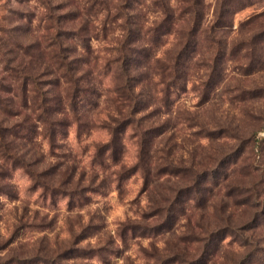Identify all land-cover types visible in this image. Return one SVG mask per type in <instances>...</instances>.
<instances>
[{
  "label": "trees",
  "instance_id": "1",
  "mask_svg": "<svg viewBox=\"0 0 264 264\" xmlns=\"http://www.w3.org/2000/svg\"><path fill=\"white\" fill-rule=\"evenodd\" d=\"M110 1L115 4L112 6ZM144 1L151 2L155 15L147 22L135 13ZM173 1L83 0L81 6L84 5L91 18L103 16L104 26L111 19L117 23L115 30L112 25L118 31L112 40V52L102 61L89 56L93 36L88 37L84 30L73 26L79 14L75 2L70 3L75 9L70 8L69 15H64L70 16L68 29L64 28L60 15L54 17V24L49 26L53 32L45 41L47 51H41L40 41L29 43L17 31L12 33L13 28L8 32L10 38H0V183L3 184L0 195L6 193L4 182L10 179L12 171L20 169L31 178V190H42L40 197L51 205H56L61 197L67 199L69 206L84 205L87 195L99 192L112 180L108 181L106 176L97 180L99 185H83L79 177L69 188L67 184L76 178L78 164L69 161L68 178L56 181L55 172L63 162L58 159L42 167L45 159L37 155V148L43 149L45 143L50 149L55 148L58 137L67 135L73 127L80 137L83 127L104 129L108 135L106 141L91 144L94 151L90 156L93 173L90 181L108 173L115 177L120 188L126 179L140 174L142 193L147 192L150 198L149 212L142 214L141 219L120 225L123 238L137 231L145 235H175V227L184 219L179 241L194 245L195 252L188 258L184 250H172L165 264H208L219 256L229 238L237 243L239 256L235 264H264L261 232L264 166L256 164L254 153L259 141L264 144V138H258L264 130V116L247 112L262 125L248 133L228 123L216 131L206 130L209 138L223 139V145L215 148V153L207 154L205 160L176 165L170 153L162 155L161 137L166 130L156 120L161 110L148 112L149 97L141 86L146 82L150 95L171 107L173 96L186 88L194 54L199 47L208 45L211 56L209 60L203 59L209 72L208 81L194 86L198 87L196 92L201 93L203 102H208L219 86L225 62H237L236 55L247 51L249 56H245L250 62L245 75L258 69L262 59L256 53L264 43V19L260 28H251L249 39L234 46L228 55L223 45L224 30L232 26V14L238 7L243 9L246 0H218L211 21L204 20L202 0H185L182 5ZM253 17L255 20L261 15ZM80 18L84 20V15ZM167 41L172 43V51H160ZM235 90L239 92L235 96L238 101L264 98V87ZM103 103L104 107L99 109ZM88 106L96 117L85 123L82 113ZM127 140H133L137 147L136 161L131 165L124 162ZM248 148L251 149L247 154ZM244 154H247L245 158ZM238 166L243 169L241 178ZM173 179L177 181L171 183ZM153 186L160 196L151 192ZM221 192L226 200L220 196ZM215 198L222 203H217ZM190 203H197V208H215L219 220L207 222L202 216L197 218V212H186ZM234 205L244 211L237 218V212H232ZM73 251L85 257L98 252L88 247ZM65 253L70 255L72 250ZM50 259L53 264H60L57 259Z\"/></svg>",
  "mask_w": 264,
  "mask_h": 264
},
{
  "label": "rangeland",
  "instance_id": "2",
  "mask_svg": "<svg viewBox=\"0 0 264 264\" xmlns=\"http://www.w3.org/2000/svg\"><path fill=\"white\" fill-rule=\"evenodd\" d=\"M186 1L174 0L173 2L182 5ZM202 1L204 20L211 21L218 0ZM71 2L79 5L76 8L79 13L78 18L74 20L73 26L79 31L84 30L88 37L93 36L94 39L90 41L89 56L91 59L96 57L102 61L112 52L114 46L112 40L118 33L114 31L118 28L117 23L111 19L104 26L103 16L99 19L91 18L84 5L81 6L83 0H0V38H10L8 32L13 28L12 33L16 34L15 31H17L25 36L29 43L40 41L41 51H47L45 41L50 39L53 32L49 26L54 24V17L60 15L64 28L68 29L70 16L64 15H69L70 8L75 9L70 5ZM110 2L112 6L115 4L114 1ZM245 2L243 9L238 7L236 11L234 10L231 18L232 26L224 30L223 45L226 46L224 50L228 55L234 46L248 40L250 29H259L260 22L264 19V0H246ZM153 10L151 2L144 1L142 5L137 6L135 13L140 20L147 22L148 19H154ZM81 14L84 15V20L80 18ZM254 15H261V17L253 20ZM171 44L167 41L160 51H172ZM259 46L262 48L257 51L256 57H260L262 61L258 69L253 74L245 75L250 62V58L245 56V54L249 56L247 51L236 55L237 62H225L222 66L225 69L218 82L219 86L211 94L210 100L205 103L201 93L196 92L198 87L194 86L208 81V68L203 65L204 57H208L209 60L211 56L212 51L207 50L208 45L199 47L194 54L186 88L173 96L171 107L162 103L157 96L152 97L146 88V82L141 85L145 87V96L149 97L148 112L156 108L161 110L156 120L166 130L161 137V148L164 150L162 155L170 153V158L176 165L196 163L205 160L207 154L215 153L214 149L221 147L224 143L223 139L209 138L206 130L216 131L219 126H225L227 123L244 133L261 128L262 125L249 117L247 112L252 111L260 117L264 116V98L244 101L235 99L236 94L239 93L235 90L238 87L248 90L264 87V43ZM104 105L103 103L98 108L101 109ZM91 108H87L82 113V120L85 123L93 121L94 116L96 117L95 113L90 112ZM81 134V137L78 136L76 127H73L67 135L58 137L55 148L50 149L46 143L43 149L37 148V155L45 159L41 166L46 167L47 162L55 163L60 159L63 164L55 172V176L56 181L62 182L68 178L67 163L76 162L79 169L72 184H67L69 188L77 183L79 177L83 185L93 183L99 185L97 180H102L106 176L109 177L107 180L112 182H107L99 192L87 195L88 200L82 206L79 203L76 206H69L67 199L63 197L58 198L57 204L53 206L40 197L42 190H31L32 180L27 174L20 169L12 171L10 179L4 182L7 191L0 195V264H53L50 258L57 259L60 264H165L166 257L172 254L171 251L179 248L184 250L186 257L190 258L195 252V246L185 245L179 241L181 226L185 224L184 219L175 227L177 233L175 235L172 233L145 235L137 231L135 234L128 233L125 238L121 236L123 232L120 225L124 221L141 219L142 214L149 212L150 198L147 192L142 193L143 180L140 174H136L126 179L119 188L120 185L115 181V177L106 173L96 177V181H90V177H93L90 156L94 151L91 144L106 141L108 135L104 129L90 127H83ZM258 138L259 140L264 138V130L258 134ZM260 143L261 141L258 147H255L254 153L258 159L256 164L264 166V144ZM126 145L124 162L131 165L136 161L137 147L133 140H127ZM249 149L251 148H248L247 154ZM247 154H244V158ZM237 169L241 178L243 169L241 166ZM175 181L177 179L171 180V183ZM151 192L158 195L154 186ZM215 193L219 191L216 190ZM223 194L224 192H221L220 196ZM215 201L221 202L219 198H215ZM190 204L186 207V212H197L196 217L202 216L207 222L219 220V214L215 212V208L203 209L204 206L197 208V203ZM232 212H237L235 214L237 218L239 213L244 211L234 205ZM261 232L264 235V226L261 227ZM230 241L233 242L230 238L226 240L219 256H215L208 264H235L239 252L236 250L237 243L233 242L232 246H227ZM84 247L93 248L98 252L93 257H85L73 251ZM68 249L72 250V253L65 255Z\"/></svg>",
  "mask_w": 264,
  "mask_h": 264
}]
</instances>
